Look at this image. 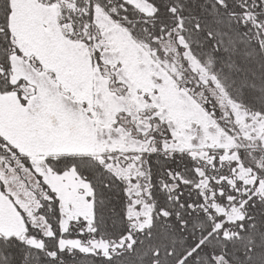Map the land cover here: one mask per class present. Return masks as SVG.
<instances>
[{
  "label": "snow or ice",
  "instance_id": "6c2138e0",
  "mask_svg": "<svg viewBox=\"0 0 264 264\" xmlns=\"http://www.w3.org/2000/svg\"><path fill=\"white\" fill-rule=\"evenodd\" d=\"M0 264H264V0H0Z\"/></svg>",
  "mask_w": 264,
  "mask_h": 264
}]
</instances>
